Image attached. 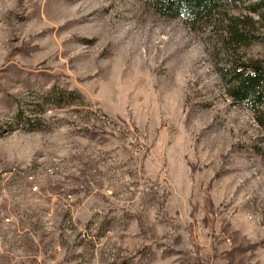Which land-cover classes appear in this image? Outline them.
<instances>
[{
	"label": "rangeland",
	"instance_id": "obj_1",
	"mask_svg": "<svg viewBox=\"0 0 264 264\" xmlns=\"http://www.w3.org/2000/svg\"><path fill=\"white\" fill-rule=\"evenodd\" d=\"M257 1L0 0V264H264V113L218 74L264 65Z\"/></svg>",
	"mask_w": 264,
	"mask_h": 264
},
{
	"label": "trees",
	"instance_id": "obj_2",
	"mask_svg": "<svg viewBox=\"0 0 264 264\" xmlns=\"http://www.w3.org/2000/svg\"><path fill=\"white\" fill-rule=\"evenodd\" d=\"M154 12L164 16H177L184 20L195 23L197 19L212 13L220 3V0H143ZM257 6V7H256ZM264 7L263 1H257L253 7ZM222 37L223 44L240 42L243 39L242 33L235 25L225 29ZM218 74L222 81L225 95L231 102L241 107L253 115H263L264 113V65L256 60L232 61L218 69ZM64 90L51 87L48 93L41 98L40 106L62 107ZM27 110L24 105H18L12 115V130L32 132L37 129L32 128Z\"/></svg>",
	"mask_w": 264,
	"mask_h": 264
}]
</instances>
